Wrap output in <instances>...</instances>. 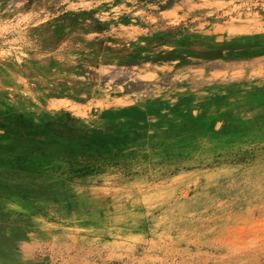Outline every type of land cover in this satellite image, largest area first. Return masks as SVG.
<instances>
[{"label":"rangeland","instance_id":"rangeland-1","mask_svg":"<svg viewBox=\"0 0 264 264\" xmlns=\"http://www.w3.org/2000/svg\"><path fill=\"white\" fill-rule=\"evenodd\" d=\"M0 264H264V0H0Z\"/></svg>","mask_w":264,"mask_h":264},{"label":"bare ground","instance_id":"bare-ground-1","mask_svg":"<svg viewBox=\"0 0 264 264\" xmlns=\"http://www.w3.org/2000/svg\"><path fill=\"white\" fill-rule=\"evenodd\" d=\"M116 31V30H115ZM164 33L165 31H161V33ZM139 38V37H138ZM155 38H157V34H152L151 35V37L149 38V40L148 39H146L148 42H152ZM140 39V38H139ZM140 40H142V39H140ZM132 56V55H131ZM130 56V57H131ZM137 57H138V55H137ZM244 57V56H243ZM243 57H241V58H243ZM143 58V57H142ZM140 56H139V60H146V62L148 63V68H151V69H155V70H158V71H161L162 73H167L168 71H170L169 69H170V67H171V65H172V67L174 68H176L177 66H179V65H181L180 63H181V61H182V59H173V57H172V59H168V58H166L165 56H163V55H158V54H154V53H152L151 54V56H148V57H144L143 59H142ZM252 58H253V56H252ZM202 59V58H201ZM199 60V59H196V60H194V61H191V62H189V61H186V63L188 62V63H193V62H196V63H201V61L202 60ZM249 59V58H248ZM128 60V59H127ZM254 60H257L258 61V58H253L252 59V61H254ZM137 61H138V59H137ZM199 61V62H198ZM246 61V60H245ZM131 62L133 63V62H136V60L135 59H133V60H131ZM180 62V63H179ZM183 62V61H182ZM184 63V62H183ZM205 63V62H204ZM183 65V64H182ZM185 66H188V64L187 65H185ZM190 66V65H189ZM173 68H171V69H173ZM153 73V72H152ZM154 74H155V72H154ZM159 74V73H158ZM164 76V75H163ZM162 76V77H163ZM158 77V76H157ZM156 77V78H157ZM158 80V79H157ZM191 125H193V124H191ZM194 126V125H193ZM192 127V126H191ZM190 127H187L186 128V130H188ZM185 130V129H184ZM185 130V131H186ZM190 130V129H189ZM183 132V130H180V129H175V130H173V134H176V135H178L179 133H182Z\"/></svg>","mask_w":264,"mask_h":264}]
</instances>
